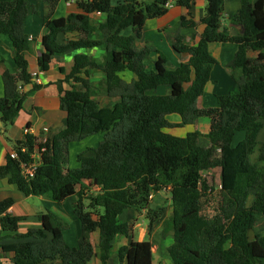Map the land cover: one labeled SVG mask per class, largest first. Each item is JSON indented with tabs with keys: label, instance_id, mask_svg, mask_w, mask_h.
<instances>
[{
	"label": "trees",
	"instance_id": "16d2710c",
	"mask_svg": "<svg viewBox=\"0 0 264 264\" xmlns=\"http://www.w3.org/2000/svg\"><path fill=\"white\" fill-rule=\"evenodd\" d=\"M42 1L48 12L43 49L37 58L39 71L46 72L54 56L78 52L69 72L60 69L69 89L62 91V82L57 84L59 109L66 121L55 135L37 139L26 134L24 141L16 142L15 156L7 155L0 167V179L26 197H46L55 205L75 197L72 214L81 234L76 245L69 246L63 237L67 226L51 213L40 216L41 228L18 233L20 218L8 213L13 201L5 199L0 201V228L13 242L0 239V252L11 253L12 264H88L96 255L90 240L96 232L99 262L107 264L115 238L133 235L134 222L120 223L119 217L127 210L147 208L150 193L165 190L171 202L167 226L172 243L163 252L172 264H264V235L248 237L264 219V139L258 140L264 129V0H239L240 7L230 18L238 29L235 36L221 30L226 0H205L200 20L204 30L195 46L183 44L180 31L196 23L181 17L170 29L173 48L189 58L174 70L165 68L162 53L152 61V49L136 48L135 40L141 38L147 20L167 13L170 1L190 10L195 0H115V5L113 0H85L78 3L80 13L57 19L52 16L61 0ZM37 12L38 5L26 0L0 4V34L10 39L17 68L2 75L0 122L4 129L26 98L17 90V82L41 88L32 82L25 61L29 40L24 20ZM94 13L105 15V21L91 23L89 16ZM128 28L133 34L122 35ZM95 31L98 40L89 38ZM70 32L79 33V38L57 42L59 34ZM212 43L237 45L227 65L237 92L218 96L216 108L200 110L197 102L215 64L208 49ZM98 49L103 51L98 58L81 53ZM94 70L103 77L96 85L90 81ZM124 72L134 78L125 81L120 76ZM161 86L169 87L170 94H149ZM170 115L179 116L180 124H171ZM201 117L210 120L207 147L199 145V132L182 138L165 133ZM240 133L243 136L236 142ZM99 134L103 137L96 147L77 155L76 168H64L71 144ZM41 149L35 174L25 177L21 165L33 162L31 155ZM214 169H219L217 190L203 179L205 172ZM152 214L148 232L159 218L158 213ZM116 258L126 264H152V245L131 240L118 248Z\"/></svg>",
	"mask_w": 264,
	"mask_h": 264
},
{
	"label": "crops",
	"instance_id": "0c3cea01",
	"mask_svg": "<svg viewBox=\"0 0 264 264\" xmlns=\"http://www.w3.org/2000/svg\"><path fill=\"white\" fill-rule=\"evenodd\" d=\"M6 1L9 0H0V4ZM26 1L30 4L38 5V12L36 14L27 15L24 20V33L29 40V50L25 54L26 69L29 74L34 72L38 73L40 80L39 85L41 88L34 90L32 86L33 84L31 83L21 84L19 87V93L21 95H26L22 104V109L14 117L12 124L7 128L4 129L0 122V167L5 164L7 155L13 153L14 144L19 141H24L26 134H30L37 139H45L48 136L57 134L58 131L62 129L66 121V114L59 109V98L61 95L58 91L57 84L62 82V91L69 89V84L63 82L65 75L60 72V69H63L66 73L69 72L73 64V56L78 53L69 51L62 56H54L51 59L48 70L46 72H40L37 65V58L43 49L41 45L42 37L46 34L44 17L48 12L47 3L42 0ZM82 1L85 0H61L54 10L52 17L54 19L66 18L70 14L80 13L81 10L78 8V3ZM116 2L117 1L113 0L112 4L115 5ZM205 7V0H195L191 5L190 10L176 6L170 1L167 5L168 11L164 16L156 19H149L145 22L141 38L135 40L136 48L152 49L153 52L149 55L152 61H155L157 58V53H162L166 57L165 68L167 70H174L180 64L187 63L189 58L188 55L175 52L173 48V34L170 29L178 23L181 17L185 16L187 19L192 18L196 25L191 28H183L180 33L183 37V44L195 46L199 42L204 30V25L200 23V20L204 15ZM239 7V0H226L224 4L221 30H226V33L229 36H235L238 31L236 27H233L230 24V18L236 13ZM89 17L91 23L94 25L103 23L106 18L105 15L100 13L91 14ZM121 34L124 36H130L133 32L128 28L122 31ZM79 36L80 35L77 32L61 33L57 36V42L59 44H64L66 41L79 38ZM89 38L98 40L100 39V35L95 31L92 35H89ZM208 49L215 60V64L211 66L210 80L204 89L203 95L197 102V107L200 110L216 108L218 106V96L226 95L237 90L235 82L230 78L227 71V65L232 62L237 53V45L234 43H212L209 44ZM81 53L98 58L103 54V51L98 49ZM249 56L255 57L256 53H250ZM16 70L17 68L13 61L12 44L10 39L8 36L0 34V97L4 94L2 82L3 73H12ZM120 76L125 81L134 78V76L128 72L120 73ZM102 79V74L99 71H92L90 81L93 82V85H96ZM185 89H188V86H185ZM149 94L169 95L170 88L167 86H161L156 90L150 91ZM167 120L174 125H179L181 122L177 115H170L167 117ZM186 127H190V130H187ZM209 130V118L201 117L192 125L171 128L166 130L165 133L169 134V132H173L175 133L174 137L182 138L186 136V134L196 131L201 134V137L198 139L199 145L201 147H207L208 139L206 138V135ZM179 131L181 132L179 133ZM96 136H101L102 140L103 136L101 134ZM96 136H93V138L89 140L86 147H84L82 143H79L78 145H76V143L71 144L68 148L66 162L63 165L64 168H76L78 166L76 162L77 155L83 150L94 148L99 144L100 137ZM263 139H260L259 135L258 140L262 141ZM73 145L74 150H72ZM70 162H72V166L70 165ZM5 199H12L13 201V205L8 210V213L11 216L20 218L17 223L18 233H24L29 229L41 228L40 216L46 213H51L67 226V229L63 232L65 242L69 246L76 245L81 234V226L79 221L72 214V204L76 199L75 197H70L60 205H55L46 197H26L19 192L15 186L8 184L6 179H0V201ZM142 210H146V208ZM133 211L135 210H127L125 212ZM129 215L132 216V213H129ZM127 221L131 222L132 220ZM119 222L122 223L120 219ZM153 229L148 232L147 227H140L138 231V241L136 242L145 241L146 236H148L150 239L148 242L152 245V264H172L167 255L163 252V249L171 245L172 236L168 237V235H159V238L155 241L153 238ZM8 235V233L2 232L0 228V239H3V242H13L11 238H8ZM90 240L94 245L96 255H94L88 264H100L98 251L95 248L98 242V234L96 232L92 233ZM131 240L135 241L133 235L130 239H125L120 236L116 237L112 244L111 257L107 264H126L125 262H120L116 258V254L118 248L128 245ZM12 256L11 253L3 254L0 252V264H12Z\"/></svg>",
	"mask_w": 264,
	"mask_h": 264
},
{
	"label": "rangeland",
	"instance_id": "374dc122",
	"mask_svg": "<svg viewBox=\"0 0 264 264\" xmlns=\"http://www.w3.org/2000/svg\"><path fill=\"white\" fill-rule=\"evenodd\" d=\"M235 92H237V90ZM235 92H232V93H235ZM186 129L190 130V127H186ZM180 132L181 131H179V133ZM169 134H171L173 136L175 135V133H173V132H169ZM242 136L243 135L241 133L237 134L235 141L237 142L238 140H240L242 138ZM96 137H100L99 142H101V136H96ZM92 138H93V136L83 140L80 143H82L83 146L86 147V145H88V143H89V140ZM263 138H264V129L262 130V132L260 134V139H263ZM78 144L79 143H76V145H78ZM72 150H74V145L72 146ZM254 158H255V156L253 157V159ZM70 165L72 166V162H70ZM203 179L213 189H216V190L219 189V184H220L219 169H214V170L205 172L203 174ZM212 210H213V208H211V211ZM151 211L156 212L159 215V218L157 220H155V225H154V229H153V233H154L153 238L155 239V241L157 238H159V235H163V233L166 230L168 231V233L166 235H168V237L172 236V232L170 231V229L167 226V224H168L167 222L171 216L170 195H169L168 191H164V192L162 191L161 193H153V196L150 199V205L148 208H146V210H141L139 212H137V211L136 212L135 211L125 212L121 217H119V219L122 222H125L127 220H132L134 222L135 227L133 230V237H134L135 242L138 241L139 228L140 227H142V228L147 227L148 216L153 215L152 214L153 212H151ZM129 213H132V216H130ZM255 235H264V219H261L258 222V224L256 225V227L254 228V230L249 232L248 237L252 240ZM149 240H150L149 237L146 236L145 241H149Z\"/></svg>",
	"mask_w": 264,
	"mask_h": 264
},
{
	"label": "built area",
	"instance_id": "2783aa9c",
	"mask_svg": "<svg viewBox=\"0 0 264 264\" xmlns=\"http://www.w3.org/2000/svg\"><path fill=\"white\" fill-rule=\"evenodd\" d=\"M99 14V13H97ZM32 79H33V83L39 85L40 84V80L38 77V73L34 72L32 74H30ZM43 149L39 150L38 152H35L34 154L31 155V158L33 159V162H29V163H24L21 165V172L25 177L31 178L33 177V175L35 174L38 166H39V153H42ZM12 156H15L14 153H12ZM165 191V190H164ZM153 196V193H150L149 195V199H151Z\"/></svg>",
	"mask_w": 264,
	"mask_h": 264
},
{
	"label": "water",
	"instance_id": "95a60500",
	"mask_svg": "<svg viewBox=\"0 0 264 264\" xmlns=\"http://www.w3.org/2000/svg\"><path fill=\"white\" fill-rule=\"evenodd\" d=\"M21 84H23L22 81H18V82H17V90H18V91H19V87H20Z\"/></svg>",
	"mask_w": 264,
	"mask_h": 264
},
{
	"label": "clouds",
	"instance_id": "9594fccd",
	"mask_svg": "<svg viewBox=\"0 0 264 264\" xmlns=\"http://www.w3.org/2000/svg\"><path fill=\"white\" fill-rule=\"evenodd\" d=\"M164 192V191H163Z\"/></svg>",
	"mask_w": 264,
	"mask_h": 264
}]
</instances>
